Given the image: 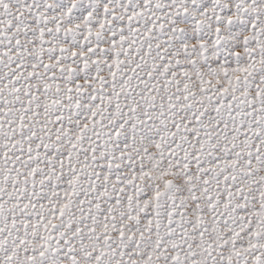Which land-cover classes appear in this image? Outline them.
<instances>
[{
	"label": "snow or ice",
	"instance_id": "6c2138e0",
	"mask_svg": "<svg viewBox=\"0 0 264 264\" xmlns=\"http://www.w3.org/2000/svg\"><path fill=\"white\" fill-rule=\"evenodd\" d=\"M0 264H264V0H0Z\"/></svg>",
	"mask_w": 264,
	"mask_h": 264
}]
</instances>
